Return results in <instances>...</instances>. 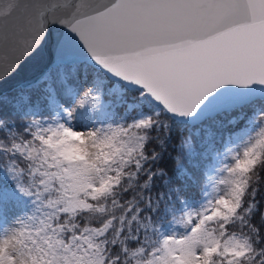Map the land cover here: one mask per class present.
<instances>
[{"label":"snow or ice","instance_id":"1","mask_svg":"<svg viewBox=\"0 0 264 264\" xmlns=\"http://www.w3.org/2000/svg\"><path fill=\"white\" fill-rule=\"evenodd\" d=\"M0 264H264V0H0Z\"/></svg>","mask_w":264,"mask_h":264}]
</instances>
